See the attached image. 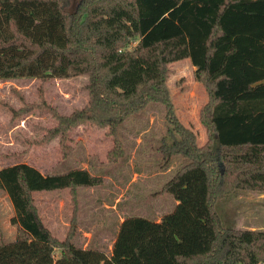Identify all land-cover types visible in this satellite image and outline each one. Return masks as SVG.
<instances>
[{
    "label": "trees",
    "instance_id": "16d2710c",
    "mask_svg": "<svg viewBox=\"0 0 264 264\" xmlns=\"http://www.w3.org/2000/svg\"><path fill=\"white\" fill-rule=\"evenodd\" d=\"M0 0V79L87 73L88 103L58 114L63 155L80 121L109 128L110 162L125 156L119 126L149 103H163L162 168L188 161L162 193L178 201L160 221L125 218L110 256L73 239L78 190L104 178L80 168L45 174L18 162L0 169L15 208L17 237H0V264H264V230L223 224L220 197L264 192V0ZM136 43L129 48L131 43ZM190 58L208 95L200 119L207 141L179 119L168 86L170 64ZM24 109H14L19 115ZM68 189L70 228L59 239L44 224L34 192ZM60 250L56 258L55 250Z\"/></svg>",
    "mask_w": 264,
    "mask_h": 264
},
{
    "label": "rangeland",
    "instance_id": "374dc122",
    "mask_svg": "<svg viewBox=\"0 0 264 264\" xmlns=\"http://www.w3.org/2000/svg\"><path fill=\"white\" fill-rule=\"evenodd\" d=\"M80 0H70L74 11ZM135 42L129 48L135 46ZM196 67L190 58L170 64L168 86L180 121L192 129L198 144L207 141L200 111L208 101L205 86L196 80ZM87 73L69 77H16L0 79V169L26 162L45 174H63L84 168L100 175L104 182L78 190V223L73 239L76 246L94 248L112 254L121 222L130 216L160 221L171 213L178 201L171 193H162L165 183L188 161L174 157L162 168L158 150L167 132L163 103L153 101L118 129L125 156L108 160L115 145L109 128L89 121L73 126L66 141L62 133L52 134L58 125L56 115H69L89 100ZM24 109L15 115L14 109ZM44 224L59 239H65L71 223L73 202L68 189L33 194ZM217 210L227 227L264 230V194L252 191L232 192L220 197ZM16 211L8 193L0 188V237L13 241L19 224L13 222ZM60 256V250H55Z\"/></svg>",
    "mask_w": 264,
    "mask_h": 264
},
{
    "label": "crops",
    "instance_id": "0c3cea01",
    "mask_svg": "<svg viewBox=\"0 0 264 264\" xmlns=\"http://www.w3.org/2000/svg\"><path fill=\"white\" fill-rule=\"evenodd\" d=\"M253 193H258V192H254V191H252ZM34 193H36V192H34ZM259 193H262V194H264V192H259Z\"/></svg>",
    "mask_w": 264,
    "mask_h": 264
}]
</instances>
